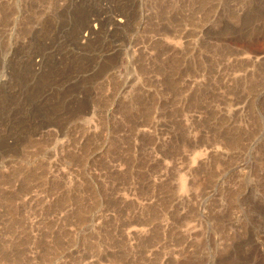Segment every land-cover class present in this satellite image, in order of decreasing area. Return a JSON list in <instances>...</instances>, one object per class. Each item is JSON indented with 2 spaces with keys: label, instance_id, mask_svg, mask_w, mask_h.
<instances>
[{
  "label": "rangeland",
  "instance_id": "374dc122",
  "mask_svg": "<svg viewBox=\"0 0 264 264\" xmlns=\"http://www.w3.org/2000/svg\"><path fill=\"white\" fill-rule=\"evenodd\" d=\"M0 264H264V0H0Z\"/></svg>",
  "mask_w": 264,
  "mask_h": 264
}]
</instances>
